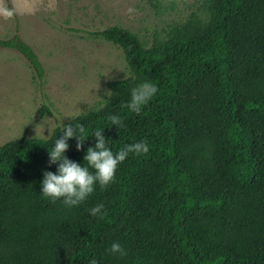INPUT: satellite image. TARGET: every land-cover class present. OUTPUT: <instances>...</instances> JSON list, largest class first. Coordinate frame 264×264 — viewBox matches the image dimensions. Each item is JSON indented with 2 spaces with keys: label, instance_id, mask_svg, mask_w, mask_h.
Wrapping results in <instances>:
<instances>
[{
  "label": "trees",
  "instance_id": "obj_1",
  "mask_svg": "<svg viewBox=\"0 0 264 264\" xmlns=\"http://www.w3.org/2000/svg\"><path fill=\"white\" fill-rule=\"evenodd\" d=\"M160 13L159 0H150ZM197 10L146 42L111 26L91 32L117 46L131 74L106 82L100 111L63 124L98 127L117 151L143 140L148 150L121 162L114 180L67 207L39 192L48 138L0 145V264H264V0H197ZM0 46L21 52L43 77L34 49L16 34ZM157 86L139 113L130 89ZM48 108L41 107V114ZM110 115L120 118L111 124ZM66 156L81 164L68 138ZM104 205L103 216L88 209ZM115 241L124 255L109 253Z\"/></svg>",
  "mask_w": 264,
  "mask_h": 264
},
{
  "label": "rangeland",
  "instance_id": "obj_2",
  "mask_svg": "<svg viewBox=\"0 0 264 264\" xmlns=\"http://www.w3.org/2000/svg\"><path fill=\"white\" fill-rule=\"evenodd\" d=\"M0 0V38L18 34L44 67L39 77L18 50L0 46V145L20 137L48 138L63 122L108 96L106 82L131 72L122 49L90 34L121 26L146 42L197 10V0ZM131 9V11H129ZM41 107L48 108L41 114Z\"/></svg>",
  "mask_w": 264,
  "mask_h": 264
},
{
  "label": "clouds",
  "instance_id": "obj_3",
  "mask_svg": "<svg viewBox=\"0 0 264 264\" xmlns=\"http://www.w3.org/2000/svg\"><path fill=\"white\" fill-rule=\"evenodd\" d=\"M131 11V9H129ZM0 15L11 18L14 15V9L9 7H0ZM157 86L155 83L144 80L130 89L129 99L126 103L127 109L139 113L141 108L149 103L156 94ZM110 92L108 91V95ZM107 99L103 98L96 104L92 111H100ZM73 120V117H70ZM111 124L119 126L120 118L117 115L107 117ZM102 128L98 127L94 131L82 135L84 129L82 126L72 124H63L59 138H55L48 149L50 164H56V170L43 172V178L40 181L39 192L50 201L60 199L67 207L76 206L94 191L96 186L100 188L107 187L115 177L118 165L123 162L129 153L140 154L148 150L145 141L140 140L125 144L122 148L113 152L108 147V139L102 134ZM91 134L95 138V143L89 146L84 155L83 161L86 164L70 160L65 150L68 148V138L75 136L76 148L79 150L85 138ZM104 205L95 204L88 209L91 216H103ZM109 253L124 255L125 249L120 243L113 241L110 248L106 249ZM88 264H97L95 257L88 261Z\"/></svg>",
  "mask_w": 264,
  "mask_h": 264
}]
</instances>
